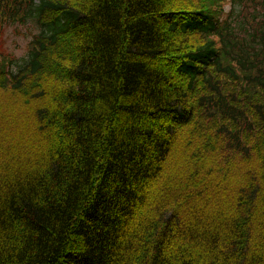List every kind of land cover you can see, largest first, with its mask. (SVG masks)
<instances>
[{"label": "trees", "instance_id": "16d2710c", "mask_svg": "<svg viewBox=\"0 0 264 264\" xmlns=\"http://www.w3.org/2000/svg\"><path fill=\"white\" fill-rule=\"evenodd\" d=\"M27 22L0 264H264V0H0Z\"/></svg>", "mask_w": 264, "mask_h": 264}, {"label": "rangeland", "instance_id": "374dc122", "mask_svg": "<svg viewBox=\"0 0 264 264\" xmlns=\"http://www.w3.org/2000/svg\"><path fill=\"white\" fill-rule=\"evenodd\" d=\"M227 9V5H225ZM36 30L31 22L15 26L5 25L0 35V53L13 57H20L25 49V44L31 34Z\"/></svg>", "mask_w": 264, "mask_h": 264}]
</instances>
